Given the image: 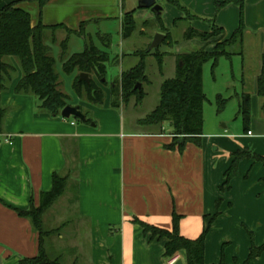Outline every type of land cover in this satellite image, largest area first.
<instances>
[{"label": "crops", "instance_id": "obj_1", "mask_svg": "<svg viewBox=\"0 0 264 264\" xmlns=\"http://www.w3.org/2000/svg\"><path fill=\"white\" fill-rule=\"evenodd\" d=\"M138 1L49 0L41 6L38 0H23L18 7L31 15L34 28L40 24L47 28L44 40L51 55L50 42L62 48V43L68 41L66 56L70 57L83 53L90 42L108 53L105 47L112 45V31L109 28L90 31L89 24L100 27L104 22H118L117 33L123 38V19L129 13H134L136 20L159 22L151 10L140 9ZM166 1L179 2L189 11L213 13L216 0ZM163 14L169 30L180 12L167 4ZM216 23L225 32L223 41L230 39L240 26L239 9L225 8L218 13ZM244 25L245 42L258 40L260 34L254 52L256 62L246 63L241 74L243 78L250 77L253 103L258 98L264 99L259 97L257 88L264 54V0L247 1ZM62 27L75 34L69 35ZM162 34L163 43L167 37L171 40L168 32ZM73 36H82L81 53H69ZM97 41L103 43V49ZM201 47L212 52L215 44L211 41ZM139 53L142 51L133 48L128 56L140 63ZM182 55L175 54L177 67ZM139 63L133 66L136 68ZM21 77L18 74L7 91H0V115L4 113L0 131V264H24V260L37 257L39 234L31 220L20 217L16 211H28L32 205L39 207L42 195L53 190L55 174L67 177L69 184L65 200L58 201L47 212L44 224L48 213L56 208L55 214H69L76 223L85 226L90 241L88 250L70 251L71 255L85 256L86 264H175L178 260L186 264L184 254L168 261L166 242H151L143 229L133 223L137 218L147 225L171 231L175 212L182 218L181 235L189 240L202 235L205 217L219 214L206 240L205 264H220L222 260L225 264H246L253 246L264 249V163L243 160L231 188L221 190L233 155L248 150L264 158V120L250 123L249 131L243 135L204 127L200 144L190 143L180 153L167 149L173 142L171 130L149 127L145 131L132 130L135 126L145 127L141 124L143 120L127 126L121 104L114 107L108 95L101 109L79 106L91 120L89 123L54 117L41 110L37 98L15 93ZM91 78L101 86L95 76L90 75ZM246 87L243 83V89ZM65 239L55 236L50 243L55 247ZM248 264H264V250Z\"/></svg>", "mask_w": 264, "mask_h": 264}, {"label": "trees", "instance_id": "obj_2", "mask_svg": "<svg viewBox=\"0 0 264 264\" xmlns=\"http://www.w3.org/2000/svg\"><path fill=\"white\" fill-rule=\"evenodd\" d=\"M38 1L41 6L49 2V0ZM247 1L249 0H220L216 2L218 13L229 6H235L240 10L239 29L230 39L223 41L225 32L216 25V19L213 21L212 32L199 33L194 29H190L187 33L188 40L200 38L208 44L212 41L215 44L213 51L208 52L206 49H201L180 56L176 78L163 83L159 106L141 123L145 127L159 128L160 130H163V126L168 124L173 142L167 149L183 153L188 144H200V140L204 135V106L207 102L204 91L203 69L210 62L213 63V68H215L221 58L229 60L233 56L243 54V52L236 53L233 49L240 46L242 51L243 48L244 12ZM21 2L23 0H11L8 4H5L4 0H0V91H7L14 81V75L18 71L14 63L16 61L19 64L22 77L15 88V93L37 98L41 103L40 108L42 111L54 117H61L62 111L69 106L68 97L59 90V75L55 69L56 60L51 55V50L44 40V31L47 28L42 24L34 28L31 15L18 7ZM171 3L180 10L186 11L178 2L171 1ZM159 22L163 26L160 17ZM66 30L68 29L66 28ZM135 31L134 13H129L123 19V38H130ZM68 33L69 35L75 34L71 30H68ZM215 38H218V40L213 41ZM167 41L171 43L170 37H167ZM61 46L63 50V69L68 75L75 72L86 73L95 76L99 82L107 85L106 65L110 61L108 53L99 50L93 42H90L83 53L67 57L68 41L63 42ZM151 54H153V51L137 54L141 60L138 66L129 72L123 73L119 81L114 84L112 89V105L114 107L120 106L119 100L122 97L128 100L137 96L138 104L143 101L145 96L143 87L141 91L135 89V87L138 84L142 86L145 81H149L146 76L145 59ZM157 58L159 62L163 61L162 56L158 55ZM262 62V73L258 79L257 88L259 97L264 98V54ZM73 89L78 97L81 99L86 98L89 103L95 106H102L105 102L106 93L92 78L90 84H87L80 82L78 76L74 81ZM128 101L125 102L128 104ZM226 102L222 97H218L219 112L225 109ZM250 108L251 98L245 96L240 111L243 116L245 133L250 128ZM80 110L83 112L81 107ZM85 116L87 117L86 122H91L88 116ZM3 120L4 113L0 115V131ZM233 158L232 165L225 174L226 182L221 188L223 191L226 187L231 188L230 184L238 176L239 165L243 160L252 159L264 163L263 157L252 154L248 150L233 155ZM68 184L69 179L67 177L55 174L53 176V190L42 195L39 207L32 205L28 211H16L20 217L31 220L33 227L39 234V253L33 259L24 260V264H64L61 256L53 257L50 255L51 243L49 242L53 237L61 234V228L56 230L46 229L44 217L66 194ZM218 216L219 214L205 217L203 233L196 240H189L181 235L180 222L182 218L176 212L173 214L171 231L147 225L137 218L134 219L133 223L143 229L145 237L149 238L151 242L155 240L166 242L165 258L168 261L175 260L184 254L186 264H205L206 240ZM263 250V248L257 249L253 246L246 264L260 256ZM220 264H225L224 260Z\"/></svg>", "mask_w": 264, "mask_h": 264}, {"label": "rangeland", "instance_id": "obj_3", "mask_svg": "<svg viewBox=\"0 0 264 264\" xmlns=\"http://www.w3.org/2000/svg\"><path fill=\"white\" fill-rule=\"evenodd\" d=\"M126 1L128 2L131 0ZM141 1L142 0L138 1V5ZM217 1L218 0H216L215 3L212 2L214 7L213 13H206V11L201 13V11H182L176 6H172V4L166 0H157V5L163 8V13L165 12L167 4L171 5V7H174L176 12H180V14L176 15L175 19L171 22L174 23L173 27L169 30L166 29L167 17L163 13L160 16L157 15L156 17L159 16L161 18L164 27L159 22H156V20L135 19L136 31L130 38L127 39L119 37V34L117 33V29L119 27L118 22H102L103 24H100V27L96 24H89L88 29H90V31H95L99 28L103 30L109 28L112 31V45L110 48L105 47L106 51H108L110 54V61L107 65L108 77H106L108 78L109 83L104 85L103 82H100L101 86L109 90L113 89L114 84L119 81L122 73L129 72L132 68H135V63H139V59L134 58L135 60H133L131 56H128V54L132 52L133 48H136L137 51L147 52L150 51V47L158 35H164L162 33L166 34V32H168L171 36V43L169 41L162 43L158 49L153 50V54L147 56L145 59L146 76L148 77L149 81L144 82L146 84L143 86V92L145 95L143 101L138 104L137 96L128 99L129 101L123 99V97L121 100H119V103L122 106L120 110L121 115L126 121L127 126H130L133 121L147 119V117H149L157 109L160 103V94L163 83L167 80H172L177 76V63L175 60V54L179 52L182 54H188L201 50L203 47H205V45L201 47V45L205 42H203L200 38L188 40L186 36L190 29H194L199 33L212 32L213 21L218 17V12L216 9ZM216 25L220 27L219 24L216 23ZM254 35L256 36L257 34ZM80 37L82 36H73L70 44V54L81 53L83 51L81 45L84 42ZM259 37L260 34L258 35V40H247V42L244 41L242 51L240 46L233 49V51L236 53L243 52L242 55L234 56L229 60L221 58L215 68H213L212 62L204 66V89L208 100L204 107V127L207 130L216 128L229 134H244V121L240 112V104L244 103L245 96H249L252 99L254 91L249 85L250 77L248 76L247 78H243L241 74L246 63L249 61L253 63L256 62V58L254 56L256 53L254 52L257 50ZM48 45L51 47L52 56L56 60L55 69L56 73L59 75V90L68 97L69 106L79 107L82 105L85 108L86 106H90L101 109V106H95L89 103L86 98L81 99L77 96L73 89V84L75 77L78 76V73L68 75L63 69L61 58L62 48L60 45H55L53 42H50ZM97 45L102 49L104 47L103 43L100 41H97ZM209 50H211V48ZM158 55L163 57L162 62L158 61ZM243 58H245V60ZM15 66L18 70L14 75L16 78L18 74L21 75L22 73L18 62L16 61ZM243 83L247 85L246 89H243ZM104 92L106 95L112 98V90ZM219 96H221L224 100H227L225 109L222 112H219L218 110L219 107L217 104V98ZM125 101H128V104ZM250 112L252 119L251 123L254 121L259 122L264 120V99L258 98L257 102L253 103L251 100ZM224 127H227V129H224ZM146 128L148 127L135 126L132 130L145 131L147 130ZM163 128L167 131L171 130L168 124H165ZM128 129L130 128L128 127ZM259 163L260 165L263 164L261 161ZM262 195L264 197V191ZM64 200L65 197L61 198L59 201ZM55 209L56 208H53L52 212H49L46 216L45 228L48 230H56L61 228L60 235L62 238L66 239L59 243L56 242L57 244L55 247L49 244L50 255L53 257H58L62 252H64V264H75L77 261L76 258H79L77 264H86L87 261L85 256H79L78 254L77 257L76 255H71L70 251L71 248L75 249L76 251L78 249L77 253L82 250H84V252L88 250L90 241L87 237V233L84 230L85 226L83 227V225L76 223L74 218H72L69 214H55V211H58Z\"/></svg>", "mask_w": 264, "mask_h": 264}, {"label": "water", "instance_id": "obj_4", "mask_svg": "<svg viewBox=\"0 0 264 264\" xmlns=\"http://www.w3.org/2000/svg\"><path fill=\"white\" fill-rule=\"evenodd\" d=\"M139 8L145 9V10H151L156 15H161L163 13V8L159 5H157L156 0H142L139 4ZM164 41H165V36L164 35H158L155 38L152 46L150 47V51L158 49ZM79 81L90 84V75L86 74V73L80 74ZM141 88H142L141 85H137V87H135V89H138L139 91H141ZM61 117L63 119H66V120H69L71 118H75V119L82 121V122L87 121V118L83 114V112L80 110V107L67 106L62 111ZM175 264H183V261L178 260Z\"/></svg>", "mask_w": 264, "mask_h": 264}, {"label": "built area", "instance_id": "obj_5", "mask_svg": "<svg viewBox=\"0 0 264 264\" xmlns=\"http://www.w3.org/2000/svg\"><path fill=\"white\" fill-rule=\"evenodd\" d=\"M252 133H249V135H251ZM173 264H174V262H173Z\"/></svg>", "mask_w": 264, "mask_h": 264}]
</instances>
